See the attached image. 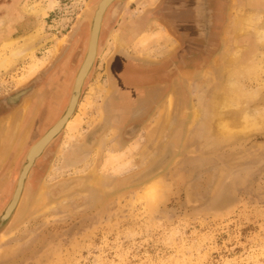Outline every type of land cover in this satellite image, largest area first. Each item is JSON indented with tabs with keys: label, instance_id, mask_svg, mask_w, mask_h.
<instances>
[{
	"label": "rangeland",
	"instance_id": "rangeland-1",
	"mask_svg": "<svg viewBox=\"0 0 264 264\" xmlns=\"http://www.w3.org/2000/svg\"><path fill=\"white\" fill-rule=\"evenodd\" d=\"M48 1L0 0V20H5L0 38L9 34L12 37L29 34L37 21L45 25L34 55L0 77V99L37 85L41 89H53L52 92L62 89L64 109L59 121L69 106L73 83L89 46L91 29L85 35H79L78 30L87 12L91 11L93 16L98 5L95 3L100 0H53L55 8L36 18L23 12L26 4L45 5ZM170 1L164 0L163 10L170 9ZM253 1L227 0V28L224 32L217 31L216 38L220 36L223 41L219 48L213 46V67L187 81L186 102L172 97L173 112L168 115L172 122H165L160 129L152 131V137L147 132L158 113L159 101L148 110L146 105L138 103V107L127 113L125 121L129 123L147 115L135 135H126L130 125L121 126L118 121L122 109H114L112 115L107 111V105L117 99L118 91L114 87L117 82L111 80L112 57L119 46L120 52L128 58L153 66L159 64L160 58L172 51L177 43L158 24L148 29L135 26L126 37L132 39L129 46L122 41L117 44L113 38L115 31L109 35L82 85L78 110L71 118L80 117L78 128L71 131L67 125L59 133L62 137H56L36 160L26 179L15 221L10 220L11 217L0 220V264H264V122L258 126L262 129L256 127L253 130V122L246 126L249 129L246 135H228L218 140L215 124L219 117L208 115L210 100H219L221 86L226 80L224 58L237 47L242 49L245 61L264 52L262 47L253 45V35L241 34L240 41L237 36L230 35V31L232 34L237 30L239 17L259 9L264 11ZM119 2L124 0L113 4ZM134 2L131 11H128L130 5L121 10L119 20L134 23L145 13H140L139 0ZM109 13L110 10L107 18ZM121 30L120 27L116 30L119 37ZM171 44H174L173 48ZM53 49L51 56L49 52ZM248 51L252 52L251 57H248L251 55ZM47 57L50 59L44 68L25 84L18 83L32 63L46 61ZM263 71L256 78L243 81L245 90L259 91V96L243 102L241 111L248 110L249 114L256 110L264 112ZM206 74H209V80ZM52 78L54 81L51 82ZM40 92L36 94L37 102L43 101L45 96ZM120 101L123 103L121 96ZM197 112L198 121L191 125ZM179 125L183 128V139L177 157L163 173L151 179L159 185L155 202L144 199L143 190L151 180L134 187H118L119 180L144 169L159 157ZM45 127L36 137H31L29 131L22 142L18 136L14 149L0 166V184L6 188L11 186V191L0 192L2 197L7 194L6 203L0 204V215L11 201L27 152L50 131V123ZM114 134L117 135L113 138L118 142L117 149L111 141L104 142L105 137L112 138ZM61 147H71V150L63 157L60 156ZM132 149L134 155H129L127 150ZM70 153H75L78 160L74 166L68 164ZM121 153L124 157L113 160ZM145 159L150 163L143 165ZM56 166L60 172H53ZM93 168L107 177L100 187L91 185L90 170ZM51 177L54 181L45 187ZM71 180L78 181L81 186L70 194H61L59 185ZM8 183L11 184L8 186ZM228 184L233 195L231 202H235V197L237 202L228 210L218 211L215 207L221 206L216 205V200ZM41 189H46V206L56 204V208L48 211L36 208ZM76 194L81 196L76 197ZM64 200L67 201L62 203Z\"/></svg>",
	"mask_w": 264,
	"mask_h": 264
},
{
	"label": "flooded vegetation",
	"instance_id": "flooded-vegetation-1",
	"mask_svg": "<svg viewBox=\"0 0 264 264\" xmlns=\"http://www.w3.org/2000/svg\"><path fill=\"white\" fill-rule=\"evenodd\" d=\"M226 2L227 0H171V5L168 6L170 9L166 11L165 16L168 19L167 24L178 40V43L176 42L177 45H175L172 51L160 58L161 62L159 64L151 66L137 63L135 59H130L124 53L120 52L119 46H117L116 54L112 57L110 73L113 80L117 82H115L116 86L114 87L115 89L118 88V100L111 101L107 105V111L112 115L115 113L114 109H122V114L118 121L121 122V126L126 123L131 126L127 129L126 135H135L138 133L142 127V122L147 116L142 115L136 117L132 123L125 121L127 113L132 112L134 107H138V103L146 105L145 109L148 110L151 106H156L157 101H159L156 106L159 110L171 96H174L176 100L178 98L179 101H183L186 97L185 86L187 81L192 80L191 77L202 74L205 69H211L213 67V58L215 55L213 46L216 45L219 48L223 41L220 36L216 38L218 35L217 31L224 32L225 28H227ZM95 4L98 3L96 2ZM132 4L133 0H124V2L112 4L109 9L110 13L108 18L107 12L109 10H106L102 19L94 61L102 53V49L109 35L114 31L116 32L119 27L120 29L122 28L120 38L126 35L122 42L125 46H129L132 39L127 40L126 37L128 34H131L132 29L135 26L143 28L147 26V15L145 16V14L141 15L134 23L123 21L122 18H120L122 20H119L122 13L121 10H124L125 7L130 5L128 11H131ZM107 19H109L108 23L106 22ZM91 22H82L78 30L79 35H85L90 29L92 32ZM183 75L186 78H182L181 76ZM53 79L51 82L54 81ZM44 88L41 89L37 85L0 99V124L6 122L9 124L11 122V119H9L11 115L21 110L23 106L29 105L28 111H25L24 123L21 125L18 136L25 133L27 127L31 131V137H36L38 132L46 128V124L50 123L51 130L63 112L65 93L62 89L52 92L53 89L49 90L48 88ZM39 91L45 95L41 102L35 101L36 94ZM49 96L51 97L49 98ZM120 96L123 103L120 101ZM78 106L79 102L75 108V114ZM11 125V127H14L12 123ZM117 125L120 124L117 123ZM55 137H62V135L58 134ZM10 184L8 183V186ZM9 188L11 186L7 187L6 190ZM6 195H3V197ZM0 197L3 198L1 195Z\"/></svg>",
	"mask_w": 264,
	"mask_h": 264
},
{
	"label": "bare ground",
	"instance_id": "bare-ground-1",
	"mask_svg": "<svg viewBox=\"0 0 264 264\" xmlns=\"http://www.w3.org/2000/svg\"><path fill=\"white\" fill-rule=\"evenodd\" d=\"M111 1L112 0H100L98 2V9L97 10H96V8L94 9L93 16L90 15L91 14V11H90V12H87L86 17H84L83 22L84 21H88V23H90V21L92 20L91 28H92V31H93L91 42H90L88 50H87L88 51L87 55H89V53H90L91 56L94 53V57L96 55V46H97L96 44H97V40H98V34L100 32V27H101V24H102V16H103L104 12H106V9L110 5ZM28 3H30V2H28ZM252 3L257 4L260 8L264 9V4L261 7V4L264 3V2H262V0H254ZM54 6H55V1H53V0H49L47 2V4L45 2V5H42L40 3H37V4H26L25 6H23L24 7L23 12L25 11L26 14L29 17L36 18V17H38L40 15H44L45 16L46 13L49 10L51 11L52 9L55 8ZM233 27H235V26H233ZM236 27H237L236 28L237 30H233L232 34H231V31L228 30V31H230V35H232L231 37L237 36L236 39H238L240 41L239 36L241 34H251V35H253L255 37V40H254L255 42H254L253 45L257 44L258 46H260V47H262L264 49V11L259 9V10H257V12L255 11L254 13H248L243 18L239 17V19L237 21V24H236ZM4 28H5V20L2 19V20H0V34H1V31H3ZM44 32H45V25L43 24V22L37 21L35 23L34 30L31 31L29 34H24V35L19 36V37H12V36H9L10 35L9 34L6 37L2 36L0 38V40H1L0 49L3 52V53L0 54V77H2V75L8 74L17 65H19L20 63H23L25 60H27L28 58H30V57H32L34 55V53L38 49L35 45L43 37ZM124 37L120 38L119 35H118V32L117 33L115 32L113 34V38L117 42V44H119L118 42L122 41ZM137 42L139 43V41H137ZM171 46L173 48L174 44H171ZM241 51H242V49L237 47V49L233 50V52L228 54L229 56H226L224 58V64H225L224 68H225V72H226V80L224 82V85L222 84L223 86H221L222 88L220 89V92H221L220 98H219V100H217V99L210 100L211 102H210L209 113H208V115L210 114L209 117L211 118L212 115L214 117H216V116L219 117L218 120H217V123L215 124L216 131H217V134H218V137H219L218 140H220L222 138H225V137H228V135L229 136L231 135L233 137V136L243 135L246 132H249V129L246 128V126L248 124H250V123H253V122L255 123L254 126H253V130L256 127H257V129H262L261 127L259 128L258 126H261L262 123L264 122V118H263L264 117V115H263L264 112L261 111L262 112L261 113L260 111L256 110V112H253V113H255V116L253 117L254 114L253 113L251 114V112H250V114L247 113L248 110L247 111L246 110H243V111L240 110L241 108H244V106H242L243 102H247L250 98L256 99L259 96V91L258 92H248L247 90H245L244 86H243V84H244L243 81H245L247 79H251V78H256V76L259 74V72L262 69H264V68H262L263 67V63H264V52L260 53L259 55L257 54V55L252 56V52L250 53V51H248L247 54H249V53L251 54L248 57H251V56L252 57L249 58L247 61H245V60L242 59L243 58V55H242L243 53H241ZM49 53L52 56L53 53H54V49L51 50ZM49 59H50V57H47L46 61H39L38 63L37 62L32 63L29 66L26 74L23 75V77L18 81V83L19 84H21V83L25 84V82L27 80L29 81V79L31 77L35 76V74L38 71H40L42 68H44L46 66V63H47V61ZM207 73H209V72H207ZM209 74H206V77H207L208 80H209V77H208ZM181 77L185 78L184 75L181 76ZM111 80H113V78ZM112 82H115V80H113ZM74 83H73V85H74ZM107 91L109 92L108 89H107ZM174 91L176 92V90H174ZM174 91H172V92H174ZM186 100H187V98L185 97L184 101L186 102ZM262 100L264 101V98H262ZM172 101H173V98L171 96L169 98V100L167 101V104L165 106H162L158 110V113H157V115H156V117L154 119L152 127L149 130V132H147V135H151L153 133L152 131L155 132L156 129H160L163 125H165V122H166V124H167V122L168 123L172 122L171 120H168V118H170L168 115L169 114L171 115V113L173 112L172 111L173 110ZM215 103L217 105H215ZM27 108H28V105H25V107L23 106V108L21 110H18L16 113H14V115L10 114L11 117H9V119H11L10 120L11 122H9V124H8V122L0 124V166L6 162V159L10 155L11 150L14 149V146H15L14 142H16L17 139H18V134L20 133V124H21V122L24 119V114H25V111H26ZM73 109H74V105H73V107L70 106L69 110H68L69 113L65 116L63 121L55 129L50 131L45 136V137H48L47 141H45L43 139L38 144H35L32 147V149L30 151V154H29V160L30 161H29V164H28V167H27L28 169L26 168V171L30 169L31 165L33 164L32 162H33L34 158L43 150L45 145L50 141V139L52 137H54V135L62 128V126L64 124L67 123L66 126L69 125V129L71 131H75L78 128L79 122H81V121H79L80 117H78V116L74 117V120H72V122H71V120L68 119L69 116H71V114L73 112ZM238 116H239V119H237ZM198 118H199V113L197 112V113H195V115L193 117L191 125L196 124L197 121H198ZM11 123L13 124L14 127H11L12 126ZM207 124H206V126H207ZM179 126L181 127V125H179ZM180 130H181V128H179L177 131L174 132V136L175 137H180L181 136L182 131H180ZM29 131H30L29 127H27L25 129V133L21 134V136L19 138V142H22L23 138L27 137ZM166 132H167V130H166ZM114 133H116V132L114 131ZM116 134H114L112 138L105 137L104 138V142L111 141L113 143V145H114L113 148L116 147V149H117V146H118L117 143L118 142H116V140H113V138L115 139V137L117 136ZM152 135H154V134H152ZM152 135H151V137H152ZM157 136H158V133H157ZM162 137H165V134ZM66 146H68V144ZM70 148L71 147L65 148V149L62 148V150L60 151V156L62 155L64 157L66 152L71 150ZM127 151L129 152V155H134L133 154V149H132V151L131 150H127ZM171 153H172V151L167 150L165 155L160 157L156 161L155 165L152 164L153 166L151 165L150 167H149V165L146 166L147 167L146 168V170H147L146 172L150 173V174H152L153 172L155 173L160 168H162L163 165H166L169 162V155ZM159 154H160V152H159ZM75 156H76L75 153H73V154L70 153V156L68 157V164L69 165L74 166V165H76V163H78V160L75 159ZM122 157H124V153H121V154H118V155L116 154L114 156L113 160H117L118 161ZM128 158H130V156ZM125 159H127V158H125ZM131 159H132V156H131ZM129 163H127V164H129ZM147 163H150V161L148 159H145L142 164L145 165ZM108 164H110V163H108ZM131 164H132V162H131ZM124 166L125 165H123L122 169L124 168ZM120 169H121V167L119 168V170ZM137 169H139V168H137ZM52 170L55 173L60 172V170H59V168L57 166L53 167ZM29 171H30L29 172V174H30L32 172V170H29ZM90 173H91V177H92V181H91V185L92 186H95V187L99 186L100 187V184L104 183L107 180L106 175L101 174V173L98 174L94 168L92 170H90ZM25 177H26V175L23 174L22 175L23 179H22L21 182L24 181ZM53 181L54 180L51 177L50 181H46L45 182V187H49L50 183L53 182ZM151 182H152V180L149 182L148 185H146L147 187L143 190V193L146 195V196H144V199H146L149 202L153 203V201L155 200L156 194L159 193V192L157 193V191H159L158 190V186L159 185L154 184L153 182L151 183ZM23 185H22V187H23ZM62 185H63V188L67 187L64 184H62ZM230 186L231 185H229V184L224 186L222 192H220L221 195H219V198L216 200V205L224 207V208L215 207L218 211H222L224 209L228 210V209L232 208L233 205H235L236 202H237V199H236L235 196H234L235 197V202H231V200L233 199V195L230 192V188H229ZM25 188H26V186H24V190H25ZM21 190H22V188H21ZM21 190L17 191V195H16V198H15V201H14L13 205L12 206L9 205V206H7L4 209L6 211L5 218L11 217L10 220L13 219L12 221H15L19 205H20V203L22 201V198H23L24 190H23V193H22V195L20 197ZM45 190L46 189H41L40 190V192H39V194L37 196V199H36L35 206H36L37 209H40V210L43 209L44 211H48L49 209L56 208L58 205L51 204V205L46 206L47 193H46ZM75 196L76 197H80L81 195L80 194H76ZM141 198H143V196ZM19 199H20V201H19ZM66 201L67 200H64L62 203H65Z\"/></svg>",
	"mask_w": 264,
	"mask_h": 264
},
{
	"label": "water",
	"instance_id": "water-1",
	"mask_svg": "<svg viewBox=\"0 0 264 264\" xmlns=\"http://www.w3.org/2000/svg\"><path fill=\"white\" fill-rule=\"evenodd\" d=\"M117 0H112L111 2H110V5L108 6V8L113 4V3H115ZM118 1H121V0H118ZM107 8V9H108ZM98 9V5H97V7H96V10ZM106 9V10H107ZM105 13V12H104ZM104 15V14H103ZM102 19H103V16H102ZM101 28V27H100ZM92 33H93V31L91 32V37H90V42H91V38H92ZM98 37H99V34H98ZM97 43H98V40H97ZM97 45V44H96ZM97 47V46H96ZM89 55H90V53H89ZM89 55H87V57H86V59H85V62H84V64L82 65V67H81V69H80V71H79V74H78V76H77V78H76V81H75V84H74V88H73V94H72V97H71V100H70V103H69V106H68V108H67V110H66V112H65V114L63 115V117L52 127V129L50 130V131H52L53 129H55L62 121H63V119L65 118V116L69 113V107L71 106V107H73V105H74V109H73V112H72V114H71V116H69V120H71V118H72V116H73V114H74V111H75V108H76V106H77V104H78V101H79V97H80V93H81V88H82V85H83V83H84V81H85V78L87 77V75H88V73H89V71H90V69H91V67H92V64H93V62H94V59H95V57H94V53H93V55L91 56H89ZM67 124V123H66ZM66 124H64L63 126H62V128L54 135V137H52L51 139H50V141L45 145V147L43 148V150L34 158V160H33V164L31 165V167H30V169L29 170H31L32 169V167L34 166V164H35V162H36V160L43 154V152L46 150V148L48 147V145L56 138L55 136L56 135H58L65 127H66ZM181 128V130L180 131H182V134H181V136L180 137H175L174 136V134H173V136L169 139V141L166 143V145L164 146V148H163V150H162V152H161V154L159 155V157L156 159V160H154L150 165H149V167L153 164V165H155L156 164V161L160 158V157H162V156H164L165 155V153H166V151L167 150H169V151H172V153L169 155V162L166 164V165H163V167L162 168H160L158 171H156L155 173L153 172H151L152 174H150V173H147L146 171V168L147 167H145L144 169H142V170H140V171H138L137 173H134V174H132V175H130V176H128V177H126V178H124V179H122V180H120L119 182H118V187H122V188H128V187H134V186H136V185H139V184H142V183H145V182H147V181H150L151 179H153L154 177H156V176H158L159 174H161V173H163L166 169H167V167L172 163V161L177 157V155H178V153H179V151H180V149H181V144H182V139H183V128L182 127H180ZM179 129V128H178ZM177 129V130H178ZM176 130V131H177ZM50 131H48V133L50 132ZM179 131V132H180ZM48 133H46L45 135H44V137H42L38 142H36L35 144H38L40 141H42L43 139L45 140V141H47V138L48 137H45ZM34 144V145H35ZM33 145V146H34ZM32 146V147H33ZM32 147L30 148V150L28 151V153H27V155H26V158H25V162H24V165H23V168H22V170H21V173H20V176H19V179H18V182H17V184H16V187H15V189H14V192H13V195H12V198H11V201H10V203L8 204V206L10 205V206H12L13 205V203H14V201H15V198H16V195H17V191H19V190H21V188H22V190H21V194H20V197H21V195H22V193H23V190H24V186H25V182H26V179L28 178V176H29V170H27L26 171V168L28 167V164H29V154H30V151H31V149H32ZM161 160V159H160ZM168 161V160H167ZM166 161V162H167ZM165 162V163H166ZM152 165V166H153ZM28 169V168H27ZM23 174H25L26 175V177L24 178V181L23 182H21L22 181V175ZM24 184V185H23ZM62 184H64V185H66L67 187L66 188H63V185ZM22 185H23V187H22ZM81 186V183L79 184L78 183V181H74V180H71V181H68V182H64V183H61L60 185H59V190H60V192H61V194H70V193H72L76 188H79ZM19 201H20V199H19ZM16 207V206H15ZM5 214H6V211L4 210L2 213H1V215H0V220L1 221H6V220H8L10 217H8V218H5Z\"/></svg>",
	"mask_w": 264,
	"mask_h": 264
},
{
	"label": "crops",
	"instance_id": "crops-1",
	"mask_svg": "<svg viewBox=\"0 0 264 264\" xmlns=\"http://www.w3.org/2000/svg\"><path fill=\"white\" fill-rule=\"evenodd\" d=\"M138 3H141L140 8H142V9L140 10V13H143L142 11H144L145 13H143V14L147 15V16L145 15L146 21H147V26L145 27V29L154 28L155 24H158L161 28H163L170 35V37L174 41H176L178 43V40L175 38L171 28L167 24L168 19L165 16L166 15V9L165 8H164V10L162 9L165 5L164 0H139ZM133 4H135L134 0H133ZM149 15H151L150 16L151 18L148 17ZM153 16L154 17L157 16L158 18H155L156 20H153V18H152ZM3 186L4 185L0 184V192H2V189H3V193H6L7 190H6L5 186L4 187ZM9 191H11V188H9ZM5 203H6V196H4L3 198L0 197V204L4 205Z\"/></svg>",
	"mask_w": 264,
	"mask_h": 264
}]
</instances>
